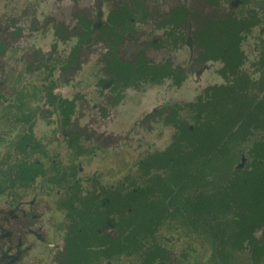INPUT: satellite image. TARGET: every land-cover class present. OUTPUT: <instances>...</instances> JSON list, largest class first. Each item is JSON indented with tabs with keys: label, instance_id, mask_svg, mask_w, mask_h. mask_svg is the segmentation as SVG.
Instances as JSON below:
<instances>
[{
	"label": "flooded vegetation",
	"instance_id": "af4514ba",
	"mask_svg": "<svg viewBox=\"0 0 264 264\" xmlns=\"http://www.w3.org/2000/svg\"><path fill=\"white\" fill-rule=\"evenodd\" d=\"M0 264H264V0H0Z\"/></svg>",
	"mask_w": 264,
	"mask_h": 264
},
{
	"label": "rangeland",
	"instance_id": "374dc122",
	"mask_svg": "<svg viewBox=\"0 0 264 264\" xmlns=\"http://www.w3.org/2000/svg\"><path fill=\"white\" fill-rule=\"evenodd\" d=\"M198 4L200 5V3H198ZM215 142H216V140H215L214 136L212 135L211 139H208L205 142V145H208L209 146V145H212ZM99 179H101V182H99L97 184L98 187H102V186L107 187L109 184H111V182L115 181V179L113 177H104V174ZM97 192H98V190H97Z\"/></svg>",
	"mask_w": 264,
	"mask_h": 264
}]
</instances>
